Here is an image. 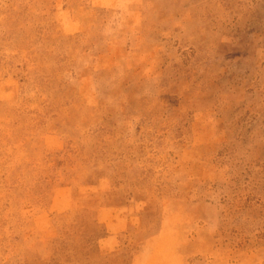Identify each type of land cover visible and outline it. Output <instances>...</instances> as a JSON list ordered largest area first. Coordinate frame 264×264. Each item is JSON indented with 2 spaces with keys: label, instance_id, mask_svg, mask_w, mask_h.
Here are the masks:
<instances>
[{
  "label": "rangeland",
  "instance_id": "1",
  "mask_svg": "<svg viewBox=\"0 0 264 264\" xmlns=\"http://www.w3.org/2000/svg\"><path fill=\"white\" fill-rule=\"evenodd\" d=\"M0 264H264V0H0Z\"/></svg>",
  "mask_w": 264,
  "mask_h": 264
},
{
  "label": "crops",
  "instance_id": "2",
  "mask_svg": "<svg viewBox=\"0 0 264 264\" xmlns=\"http://www.w3.org/2000/svg\"><path fill=\"white\" fill-rule=\"evenodd\" d=\"M112 223H114V221H112ZM106 225H107V223H106Z\"/></svg>",
  "mask_w": 264,
  "mask_h": 264
}]
</instances>
